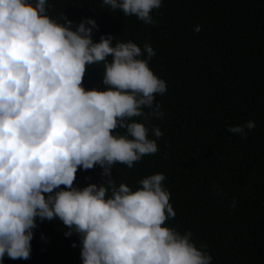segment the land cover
<instances>
[{
  "label": "clouds",
  "instance_id": "clouds-1",
  "mask_svg": "<svg viewBox=\"0 0 264 264\" xmlns=\"http://www.w3.org/2000/svg\"><path fill=\"white\" fill-rule=\"evenodd\" d=\"M102 2L148 25L162 5ZM50 7L49 0H0V264L28 260L33 230L45 220L78 236L81 264H212L190 231L166 226L176 213L162 173L139 180L136 190L113 179L116 163L131 169L158 152L147 121L163 115L154 99L167 86L149 67L153 47L113 43L110 34L94 42V19L74 25L62 15L60 23ZM100 63L104 89L86 90L87 66ZM254 127L247 121L227 131L243 138ZM96 166L102 183L74 186L78 169Z\"/></svg>",
  "mask_w": 264,
  "mask_h": 264
},
{
  "label": "trees",
  "instance_id": "trees-1",
  "mask_svg": "<svg viewBox=\"0 0 264 264\" xmlns=\"http://www.w3.org/2000/svg\"><path fill=\"white\" fill-rule=\"evenodd\" d=\"M49 4L57 22L62 15L74 25L94 19V42L110 34L113 43H149L156 52L149 67L167 91L154 99L163 115L147 123L158 152L131 169L116 163V183L136 190L139 180L162 173L176 213L166 226L190 231L212 264H264V0H162L150 25L102 0ZM103 73L102 63L87 66L85 89L103 90ZM247 121L255 127L245 137L227 131ZM101 171L78 169L74 186L102 183ZM33 231L30 258L5 257L4 264H81L78 236L65 237L62 222H38Z\"/></svg>",
  "mask_w": 264,
  "mask_h": 264
}]
</instances>
